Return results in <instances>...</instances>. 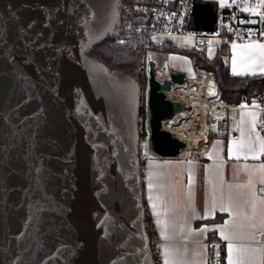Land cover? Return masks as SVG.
<instances>
[{"label":"water","instance_id":"95a60500","mask_svg":"<svg viewBox=\"0 0 264 264\" xmlns=\"http://www.w3.org/2000/svg\"><path fill=\"white\" fill-rule=\"evenodd\" d=\"M121 1L0 0V264H153L138 161L140 86L86 54L114 36ZM217 15L215 1L193 0L189 30L215 31ZM185 80L174 73L160 82L150 61L147 146L162 158L196 151L164 129L189 110L166 95ZM36 179L48 205L39 219Z\"/></svg>","mask_w":264,"mask_h":264},{"label":"crops","instance_id":"0c3cea01","mask_svg":"<svg viewBox=\"0 0 264 264\" xmlns=\"http://www.w3.org/2000/svg\"><path fill=\"white\" fill-rule=\"evenodd\" d=\"M260 45L264 43L251 40L229 48L231 75H264ZM216 52L207 50L210 57ZM186 60L191 68V60ZM208 78L216 89L212 76ZM260 121L258 110L240 109L232 123L237 139L210 136L197 145L204 136H190L196 145L192 155L162 158L148 154L142 187L162 240L163 264H209V245L214 241L224 244L226 264L229 244L232 264H264V245L255 236L264 223Z\"/></svg>","mask_w":264,"mask_h":264},{"label":"built area","instance_id":"2783aa9c","mask_svg":"<svg viewBox=\"0 0 264 264\" xmlns=\"http://www.w3.org/2000/svg\"><path fill=\"white\" fill-rule=\"evenodd\" d=\"M174 0H122L118 18L119 24L114 28V36L136 38L148 50L156 43L154 39L172 37H190L195 39L196 49L209 50L213 47L214 40L222 41L216 46L221 49L224 45L242 44L251 40L264 43V0H211L218 4L217 28L213 32L189 30V20L193 10V0H179L175 9H171L170 2ZM223 4V6H222ZM247 9V10H245ZM147 15L148 24L135 25L134 16ZM147 71V64L142 61L139 73ZM202 89L207 90V79L200 78ZM199 79V80H200ZM198 80V81H199ZM139 107L136 123L139 136V169L143 174L148 160L147 146V92L144 85H140ZM208 115L204 114L205 133L208 137L237 139L238 132L233 127L236 113L240 109H256L261 114L258 131L264 136V102L258 101L252 105L241 103L234 104L222 99L220 93L214 88V93L206 98ZM144 202L143 225L147 239L148 250L153 264H163L162 240L159 236L157 222L147 201V194L142 187ZM257 242L264 245L263 227L255 233ZM209 264H226L225 247L220 241L209 245Z\"/></svg>","mask_w":264,"mask_h":264},{"label":"trees","instance_id":"16d2710c","mask_svg":"<svg viewBox=\"0 0 264 264\" xmlns=\"http://www.w3.org/2000/svg\"><path fill=\"white\" fill-rule=\"evenodd\" d=\"M131 38V37H130ZM130 41L128 45H117V41ZM149 50H159L164 54H177L188 57L192 66L200 75H211L216 90L223 100L234 104L246 103L252 105L258 101L264 102V75L233 76L230 73V49L224 45L210 57L205 50H179L169 42L154 45L144 50L138 39L122 36H109L100 44L91 48L92 58L103 63L109 73L121 72L136 79L140 85L147 86V77L137 74L142 53Z\"/></svg>","mask_w":264,"mask_h":264},{"label":"rangeland","instance_id":"374dc122","mask_svg":"<svg viewBox=\"0 0 264 264\" xmlns=\"http://www.w3.org/2000/svg\"><path fill=\"white\" fill-rule=\"evenodd\" d=\"M209 1V0H206ZM129 39H131L129 37ZM123 41V43H121ZM130 42V41H129ZM126 40H120L117 41V45L120 46H125L130 44ZM154 42L156 45L164 44L166 42L171 43L175 47H177L179 50H184V51H189L192 49H196L195 46V39L190 38V37H172V38H161L157 37L154 39ZM220 40H214L213 44L217 46V44H220ZM214 47H211L208 52L213 53L216 49ZM91 53V49L86 51V54L89 55ZM142 58L140 60V65L142 64V61H145L147 64V71L143 74L139 73L140 65L137 70L138 75H142L147 77V89H148V78H149V63L150 61L155 62L156 64V78L160 82L163 80L167 79L171 74L174 73H183L185 75V83L184 85L181 86H175L173 90L168 93V99L171 101H179L182 103H187L189 107V110L187 112H184L179 119L176 120H170L166 125H164V129L170 131L172 134H174L177 138L186 141L187 139L190 138V136L186 133V128H188L189 124L191 125L194 118H196L200 113H203L207 116L208 115V103L205 101L200 107L198 105H192L191 101H189V98H181L177 95L176 90L179 87H182L184 90H191L193 87L196 86V84L199 82L198 80L200 78H206L209 75H200L198 72H196L193 68V66L190 68L188 65V61L186 60V56L183 55H177V54H164L162 51L159 50H149L145 53H142ZM90 56V55H89ZM91 57V56H90ZM177 65H181L182 67L176 68ZM211 76V75H210ZM207 90L204 88H201L202 94L205 93ZM200 117V116H198ZM203 117V116H202ZM204 120V118H201ZM175 122V124H174ZM200 136V135H199ZM204 136V137H203ZM202 139L196 141L197 145L202 143V141L207 140V135L206 133L203 135ZM193 138L189 139L188 141H192ZM202 147V146H201ZM198 148V146H197ZM148 154L151 152L148 151ZM185 155V154H183ZM141 180H142V175H141Z\"/></svg>","mask_w":264,"mask_h":264},{"label":"bare ground","instance_id":"6f19581e","mask_svg":"<svg viewBox=\"0 0 264 264\" xmlns=\"http://www.w3.org/2000/svg\"><path fill=\"white\" fill-rule=\"evenodd\" d=\"M208 78L207 81V91L202 94L201 87H202V81L201 79L196 84L195 87H193L191 90L187 91L184 90L182 87H179L176 90V93L181 98H189L192 103V105H198L199 107L206 101V98L214 93V84L212 83L211 79ZM170 93V92H169ZM168 98V93H166ZM187 104V103H184ZM188 105V104H187ZM186 105V106H187ZM200 116V117H198ZM196 118L193 119L191 125L189 124L188 128H186V133L193 137V136H199L205 134V125L204 120L201 118H204V112L200 113ZM203 116V117H202Z\"/></svg>","mask_w":264,"mask_h":264},{"label":"snow or ice","instance_id":"6c2138e0","mask_svg":"<svg viewBox=\"0 0 264 264\" xmlns=\"http://www.w3.org/2000/svg\"><path fill=\"white\" fill-rule=\"evenodd\" d=\"M222 2V0H221ZM223 6V4H222ZM247 10V9H245ZM28 29H31L33 27V23H29L27 26H26ZM121 43H123V41H121ZM6 47V45H5ZM236 46L233 45V48H235ZM260 47L264 48V45H260ZM33 51H35V49H33ZM2 54V53H0ZM12 53H8V56H11ZM8 56H5V59L8 58ZM233 74H237L235 73V70L233 72ZM42 111V110H41ZM0 119H3L2 117H0ZM4 150V146L0 145V151H3ZM41 157H37L36 160H37V166L35 167V172L38 174V175H41L43 173V168L40 164V161H41ZM35 185H36V192H39L40 193V196L36 199L35 203H34V207H35V213H36V218L39 219L40 218V215L41 213L45 212L47 210V195L46 193L44 192V184L42 182L41 179H36L35 180ZM33 195H35V193H33ZM41 201H45V203H41ZM223 235V233H221ZM224 239H228L227 236H224ZM228 249H229V256H230V259H229V264H232V261H231V252H232V245L229 244L228 245Z\"/></svg>","mask_w":264,"mask_h":264}]
</instances>
